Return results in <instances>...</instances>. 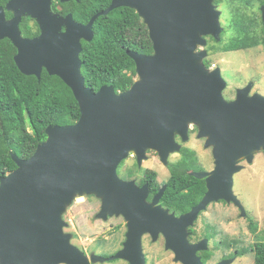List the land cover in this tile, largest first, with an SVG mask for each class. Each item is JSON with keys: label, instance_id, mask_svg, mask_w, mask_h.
<instances>
[{"label": "water", "instance_id": "water-1", "mask_svg": "<svg viewBox=\"0 0 264 264\" xmlns=\"http://www.w3.org/2000/svg\"><path fill=\"white\" fill-rule=\"evenodd\" d=\"M53 0H10L16 12L8 20L0 8V40L9 38L17 48L15 62L26 75L40 80L43 70L59 76L79 103L80 118L72 124L48 125L47 138L28 158L11 152L17 168L0 176V264H90L126 259L146 264L143 236L153 241L162 235L165 248L182 264H207L199 251L208 238L191 242L190 227L209 203L236 202L234 176L241 159L253 161L264 150V95L250 94L253 83L238 88L227 100V80L221 67L209 68L204 60L207 36L222 39L221 10L215 0H112L105 10L82 24L72 13L58 17ZM68 1V0H62ZM127 6L136 10L148 27L153 53L127 49L134 59L138 79L125 91L113 85L93 90L82 72L83 40L91 41L96 19ZM31 15L41 26L39 36L22 35L21 16ZM264 23V3L262 5ZM196 125L205 147H211L215 168L194 171L206 179L201 201L179 216L163 207L164 185L152 201L149 186L124 180L118 167L131 154L142 165L148 150H156L164 164L171 153L190 138ZM77 194H95L101 201L99 217L122 214L128 225L122 249L110 257H89L64 232L62 215ZM222 260L216 264H229Z\"/></svg>", "mask_w": 264, "mask_h": 264}, {"label": "trees", "instance_id": "trees-1", "mask_svg": "<svg viewBox=\"0 0 264 264\" xmlns=\"http://www.w3.org/2000/svg\"><path fill=\"white\" fill-rule=\"evenodd\" d=\"M109 1L81 0L67 3L65 7L66 12H72L84 24ZM248 1L262 3L264 0H241L232 18L235 34L228 40L223 37L225 31L219 41L212 37L211 41L218 45H211L210 41V51L247 49L264 42L261 18L252 17L244 10ZM93 29L95 36L91 41L83 40L81 53L86 84L93 90L103 85H113L116 91L127 90L137 77L136 63L127 49L153 53L147 25L135 9L122 6L99 16ZM16 53L17 48L9 38L0 40V176L17 168L11 152L21 158L30 157L47 138L48 125L72 124L81 115L73 91L59 76L49 74L46 69L40 80L35 75L22 73L15 62ZM204 62L207 67L211 66L212 61L205 59ZM195 156L193 149L184 147L181 160L170 166L171 177L161 202L176 215L188 212L206 191L204 179L188 172L194 168ZM145 181L151 184L153 195L158 187H154L155 172L146 170L142 178ZM189 230L192 239L197 232L192 227ZM206 235L211 238L213 234ZM256 251L255 264H264V243L257 244ZM202 259L207 263L209 257L202 256Z\"/></svg>", "mask_w": 264, "mask_h": 264}, {"label": "rangeland", "instance_id": "rangeland-1", "mask_svg": "<svg viewBox=\"0 0 264 264\" xmlns=\"http://www.w3.org/2000/svg\"><path fill=\"white\" fill-rule=\"evenodd\" d=\"M235 4L230 5L227 9L224 4L225 10L221 18L223 26V37L228 40L233 34L235 29L233 27V13L236 7H240L241 0L234 1ZM244 10H247L246 6ZM222 12V11H221ZM249 15L252 17L256 16V13L249 9ZM259 17V16H257ZM258 20V19H257ZM210 44V43H209ZM211 45H218L217 42L211 41ZM208 50V57L211 58L212 66L218 65L222 69V74L227 80V87L223 91L224 97L228 99H235L237 96V88L243 87L249 81L255 83V89L261 94H264V48L263 46H254L253 48L232 50V51H210L207 43L206 47H199L201 49ZM138 79V76L136 77ZM250 83V82H249ZM253 83V85H254ZM204 138H199L196 134V130L192 133L190 141L186 144L187 147L192 148L198 153L200 157V163L206 167L210 166V160L212 157L211 150L204 147ZM179 154H174L171 157V162H176L179 158ZM246 159H241L240 164L242 165V171L240 170L237 174V185L235 191L237 195L243 199L246 209L249 215L253 217L262 228L264 234V150H260L255 154V160L252 164H248ZM134 158L131 157L127 160L126 166L123 167L122 174L120 170L118 174L120 177H124L125 167L133 166ZM142 167L134 170L135 177L140 179L146 174L147 171L155 172V176L158 181L168 180L171 176L170 168L162 163L156 155L153 153L148 154V159L144 160ZM138 165H140L138 163ZM120 169V168H119ZM130 173V172H129ZM132 174V173H131ZM93 195V196H91ZM90 196V197H88ZM101 201L95 194H77L73 199L72 203L69 204L62 215L63 220L66 222L64 226L65 233L76 232L78 238L76 243H79L81 247L86 250H95L97 252H112L120 246V241L124 239V230L117 229V220L110 219L106 221L104 218L97 216L100 211ZM230 209L220 203H214L203 212V215L198 219L195 226L197 234L193 237L194 240H198L202 237L203 224L202 222L208 220L212 225H220L222 227L233 229L238 225V229L245 231L246 220L236 216L237 212L231 214L230 218L235 217L233 222L229 223L226 217H229ZM243 213V212H242ZM99 214V213H98ZM243 217V215H241ZM203 218V221L201 219ZM235 230V229H234ZM208 234L213 233L217 235V229H207ZM238 231V230H235ZM192 233V232H191ZM222 235V234H220ZM207 236V235H206ZM224 236V235H222ZM219 237V236H218ZM218 237L212 240L210 244V250H203L199 255L208 256L209 260L207 263H212L216 258H220L223 253H226L224 260L228 259V246L227 243L232 240H227L222 237L221 242H218ZM144 249L147 255V264H181L174 260V254L171 251L166 250L164 238H160L158 241H153L150 237H145ZM208 238V237H207ZM257 236L252 239H256ZM209 240V239H208ZM209 248V245H208ZM90 257V256H89ZM98 262V261H97ZM105 262V261H102ZM232 260H230V263ZM92 263V262H91ZM90 263V264H91ZM229 263V264H230ZM101 264V263H95ZM102 264H127L123 260H116L113 262H107ZM234 264H242L237 262ZM254 264V258H253Z\"/></svg>", "mask_w": 264, "mask_h": 264}, {"label": "flooded vegetation", "instance_id": "flooded-vegetation-1", "mask_svg": "<svg viewBox=\"0 0 264 264\" xmlns=\"http://www.w3.org/2000/svg\"><path fill=\"white\" fill-rule=\"evenodd\" d=\"M74 1L79 2L81 0H68V1L53 0V1H51V5H50L51 6V11H52V13L54 15H58V17H66L69 13H72V12H66V7L65 6L67 5V3L73 4ZM103 1H106V0H103ZM234 1H236V0H215L214 1V4H215L216 8L222 11L221 18L223 16L224 10H225L224 4L226 5V7L228 9L230 7V5L235 4ZM237 1H239V0H237ZM9 2H10V0H0V8H4L5 15H6V18L8 20H13V18L16 15V12L14 10H11V9L8 8ZM111 2H112V0L109 1V4L106 7H104L103 9H101L99 11H97L96 13H99V12L105 10L106 8H108L109 5L111 4ZM102 3H104V2H102ZM263 3H264V1L262 3L258 2V1H252L251 3H249V1H248L247 4H246V8H247L248 12H249V9H250L253 12L256 13V16H259L261 18V25L263 26V33H264V23H263V18H262V5H263ZM123 7H125V6H123ZM19 27H20V30L22 32V35L25 36V37L33 38V37L39 36L41 34V26H40L38 20L36 18H34L33 16H31V15H23V16H21V19H20V22H19ZM212 37H213L212 35H208L206 37L207 38V41H208V45H209V42L211 41V38ZM257 46H263V48H264V42L261 43V44H258ZM206 59L209 60V61H211V58L210 57H208ZM216 67H220V66H218V65H213L212 66V63H211V66L209 68H216ZM249 82H251V81H249ZM249 82L247 84H245L244 86L248 85ZM252 82L254 83V81H252ZM256 92H259V91H257L255 89V83H254L250 94H254ZM228 100H232V99H228ZM195 130H196V134H197L198 129H197L196 125H193L192 124L190 126V138H191L192 133ZM190 138H189L188 141H183L181 135H179V134H176L175 135L176 142L178 144H180L182 146V148H181L180 151H176V152L170 154V156H169V163L166 164L169 168H170L171 164H175V163H177L178 161L181 160V158H182V150H183L184 147H187L186 144L190 141ZM204 147H205V140H204ZM205 148L211 150L212 157L211 158H208L210 160V166L209 167H206L205 165H203L202 163H200V157H199L198 153L196 152L195 162H194V168L188 170V172L190 174L192 172H194V171H211V170H213L215 168V158L213 156L212 148L211 147H205ZM149 153H153L161 161V158L159 156V153L156 150H148V154ZM174 154H179L180 156L176 160V162H173L172 163L171 162V157H173ZM131 157L134 158L133 166H129L128 168L125 167V172H127V174H125L124 177H121V178H123L124 180H132L133 179V180L136 181V184L138 186H143L144 184L147 183L148 186H149V195H148L147 200L150 202V201H152V199L155 196V194H157L158 191L164 185H166V189H167L170 178L168 180H165V181L164 180L163 181H158V178L156 177V183H154V187L155 186H158V187H157V190L155 192H153V195H152L151 184L149 182H147V181L142 182L143 176L140 179H137V177H135L136 176L135 175V172H132V174H131L128 171V170L134 171L135 168L138 169V168H141L142 167L143 164L142 165H138L139 162H138V159H137V156L136 155L131 154L127 159H125L123 162H121V164L118 167V171L119 170H120V172L123 171V167L126 166L127 160L130 159ZM254 160H255V157L253 159V162H254ZM253 162L252 161L251 162L248 161L247 163L248 164H252ZM243 169H245V168H243ZM243 169H241V171ZM170 171H171V169H170ZM121 174H122V172H121ZM237 174H235V176H234V185H233L234 191H235V187H236L237 181H238ZM204 181H205V186H206V190H207V183H206V179L205 178H204ZM205 192H204L203 196L205 195ZM235 194L237 195L236 191H235ZM91 196H93V195H91ZM203 196L201 197V199L203 198ZM88 197H90V196H88ZM201 199L199 200V202L201 201ZM238 199L240 200L241 205H243V207L245 208L244 210H242L241 207L236 202H234L233 200L232 201H228V200H225V199H220V200L212 201L211 203H209V205L207 206V208L205 210H203V211L200 212V214L198 216V219H200V217L203 215V212H205L208 209L209 206H211L214 203H220V204L226 206L228 209H230V211L227 212V213H229V217H226V220H228L231 217L230 216V213L233 214L235 212H237V215L236 216L239 215L240 218L246 220L247 224H246V228H245V231L244 232L242 230L238 229V225L235 226V228H233V229H228V228L222 227V226H220L218 224L217 225H212L206 219H205V221H203V218H202L201 219V221H203L202 222V224H203V227H202L203 228L202 237L200 239H198V240H194L193 238L191 239L190 237L189 238H190L191 242H199L200 240H202L204 238H207L206 234H208V232H209V231H207V229L216 228L217 229V235H214L213 233H209V234H213V235H212L211 238L208 237V239H209V243H208L209 248L207 249V251L210 250V248H211L210 247V244H211L212 240L215 239V236H217V237L219 236L218 237V242H221V238L224 237V238H226L229 241L232 240V242L230 241L226 245L229 248L228 249V259L232 260V262L230 264H234V263H237V262H241L242 264H253V258H254V264H255V256H256V253H257L256 246L259 243H264V234L262 233V230L263 229L260 228L258 222L253 217H251L249 215V212H248V210L245 207V204L243 202V199H241L239 196H238ZM99 200L101 201L100 198H99ZM161 201H162V198L160 200V203L162 204ZM101 205H102V201H101ZM163 207H165V206L163 205ZM165 208L170 209L168 207H165ZM100 209H101V206H100ZM170 211H171V209H170ZM171 212H175V211H171ZM98 213H97V216H98ZM181 214H183V213H181ZM181 214H179V215H181ZM179 215H177V216H179ZM241 215H243V217ZM233 218H235V217H232L231 219H229L228 222L229 223L233 222L235 220ZM104 219L106 221H108L110 219L117 220L118 221V224L116 225V227H117V229H121L122 232H123V230L125 228V230H124V239H123V241H120V246L115 251H112V252H106V251L103 252L102 251L100 253V252H97L95 250H90V251L89 250H86L84 247H81L80 245H78L79 243H76V240L78 238V235L76 234V232L75 233L74 232H71V241H72V243L75 244L76 246H78L81 250H83L90 257H91V255L93 253L98 254V255H101V256H104V257H110V256L114 255L117 251H119L120 249L123 248L124 242L127 239L126 235H127V231H128V225H127L126 218L122 214H120V215H116V214H114V215H108ZM198 219L195 221V223H197ZM194 227L195 226H192L193 229H195ZM234 229L235 230H238V231H235ZM220 234H222L224 236H222ZM190 236H191V234H190ZM213 236H214V238H213ZM255 236H257V238L253 240L252 238L255 237ZM145 237H150V239H151L152 236L150 234L146 233L143 236V239H142V241H143V250H144V253H145V256H146V264H147L148 259H147V255H146V252H145V249H144V240L146 239ZM161 237L164 238L162 235H160L159 236V239ZM168 251H170V250H168ZM202 251H199V254ZM225 255H226V253H223L220 258L218 257V258H216L217 260H215L214 262L207 263V264H216V263L224 260ZM116 260H123L127 264H131L126 259H114V260H109V261H105V262H102V261H98V262L102 264V263H107V262H113V261H116ZM98 262H92L91 264H95V263H98Z\"/></svg>", "mask_w": 264, "mask_h": 264}]
</instances>
